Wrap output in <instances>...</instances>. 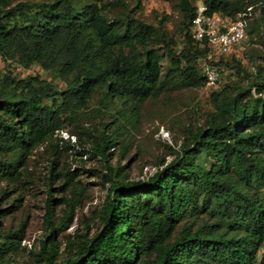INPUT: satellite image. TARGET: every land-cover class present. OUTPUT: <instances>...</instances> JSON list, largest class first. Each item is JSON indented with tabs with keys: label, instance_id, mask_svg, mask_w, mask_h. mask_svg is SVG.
Segmentation results:
<instances>
[{
	"label": "trees",
	"instance_id": "16d2710c",
	"mask_svg": "<svg viewBox=\"0 0 264 264\" xmlns=\"http://www.w3.org/2000/svg\"><path fill=\"white\" fill-rule=\"evenodd\" d=\"M193 1L175 0L177 48L160 26L110 16L102 0H0V182L17 181L31 152L72 125L94 96L96 111L114 109L122 117L160 94L162 55L153 41L182 87L204 86L198 62L210 49L190 34ZM202 3L209 16L248 14L252 71L235 59L225 63L238 78L211 91L203 126L145 180H129L109 164L113 133L91 135L109 182L92 233L84 220V232L59 238L73 222L82 187L74 172L52 173L50 166L45 230L30 250L37 264H264V0ZM33 65L51 80L20 77L12 68ZM57 177L69 196L58 200L65 208L55 219L57 200L49 193ZM19 244L15 233L0 231V264Z\"/></svg>",
	"mask_w": 264,
	"mask_h": 264
},
{
	"label": "rangeland",
	"instance_id": "374dc122",
	"mask_svg": "<svg viewBox=\"0 0 264 264\" xmlns=\"http://www.w3.org/2000/svg\"><path fill=\"white\" fill-rule=\"evenodd\" d=\"M102 2L108 7L110 16H129L145 24L160 26L167 38L175 40L177 48L181 47L180 20L174 6L175 0ZM200 3L202 0L193 1L194 5ZM150 46L162 55L163 86L160 94L147 99L135 110L127 111L122 117L114 109L96 111L99 104L97 96H94L88 107L78 113L72 125L66 126L52 140L31 152L17 181L0 182V193L2 190L7 192L0 203V231L15 233L16 240L20 241L18 252L7 256L2 264H37L30 250L37 248L45 230L44 202L50 166L52 173H64L67 170L74 172L75 179L82 187L81 201L75 210L73 222L60 233L59 238L66 235L75 237L84 232V220L92 233L99 226L98 212L106 198L109 182L104 178L103 162L92 154L91 135H97L104 129L108 134L113 133L116 144L109 149V164L114 169L122 167L123 175L129 180H145L157 169L159 161L164 165L176 156L182 142L188 139L190 130L203 126L206 114L212 108L209 97L211 91L238 78L236 69L225 63L231 64L235 59L247 71H252L253 45L247 38L234 54L218 58L222 62L218 65L221 78L217 87L185 88L173 72L168 70L162 46L154 41ZM12 68L20 77L37 74L51 80L50 75L36 65L28 69ZM0 69H5L1 60ZM53 83L63 87L57 79H53ZM103 124H106V128H103ZM62 181L59 177L53 178L50 185L49 196L57 200L53 206L55 219L62 215L65 208L58 200L64 195L69 196L68 192L59 190Z\"/></svg>",
	"mask_w": 264,
	"mask_h": 264
},
{
	"label": "built area",
	"instance_id": "2783aa9c",
	"mask_svg": "<svg viewBox=\"0 0 264 264\" xmlns=\"http://www.w3.org/2000/svg\"><path fill=\"white\" fill-rule=\"evenodd\" d=\"M247 15L246 12H242L235 20L219 14L209 16L206 14V6L203 3L196 5V14L190 25V34L195 40H206L210 49L206 57L198 62L200 73L205 78L204 87L218 86L221 71L215 61L222 55L234 54L245 41Z\"/></svg>",
	"mask_w": 264,
	"mask_h": 264
}]
</instances>
